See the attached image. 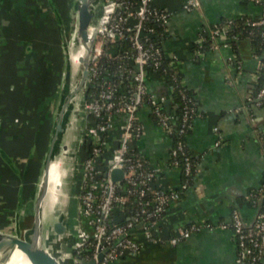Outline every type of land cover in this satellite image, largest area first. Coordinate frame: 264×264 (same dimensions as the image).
Listing matches in <instances>:
<instances>
[{
  "label": "crops",
  "instance_id": "crops-1",
  "mask_svg": "<svg viewBox=\"0 0 264 264\" xmlns=\"http://www.w3.org/2000/svg\"><path fill=\"white\" fill-rule=\"evenodd\" d=\"M184 1L153 0L170 13L161 47L165 55L176 58L174 66L196 102L186 137L197 161L195 173L187 190L168 207L163 237L192 224L228 225L233 209L251 223L258 207L248 196L264 176V103L253 95L264 54L239 37L222 38L215 49L200 50L204 43L200 36L214 24L225 18L257 17L264 0H199L191 11L182 9ZM71 2L0 0V149L15 166L0 155V230L12 234L22 233L31 222L64 71L60 19ZM146 85L150 94L172 105L167 81L149 73ZM138 115L144 132L131 141L130 149L159 169V185L178 188L180 170L169 164L171 138L155 123L148 104ZM80 116L68 140L76 160L85 126L84 115ZM70 170L57 200L52 195L53 206L45 211L47 222L59 215L68 222L67 235L56 243L57 250L63 244L66 251L75 240L79 219V176L74 166ZM56 178L60 180L61 172ZM55 201L63 210H55ZM112 264H236V243L229 227L204 228L176 245L145 243L138 253L123 255Z\"/></svg>",
  "mask_w": 264,
  "mask_h": 264
},
{
  "label": "built area",
  "instance_id": "built-area-1",
  "mask_svg": "<svg viewBox=\"0 0 264 264\" xmlns=\"http://www.w3.org/2000/svg\"><path fill=\"white\" fill-rule=\"evenodd\" d=\"M198 6L199 0L182 3L184 11ZM259 16V21L246 23L262 24L263 11ZM169 17L170 13L155 6L153 0H102L100 15L91 26L94 43L84 91L85 126L76 166L79 219L72 244L73 264H78L79 260L112 264L123 255L138 253L145 243L176 245L201 229L215 227L231 229L236 243V264H257L264 257V210L259 208L249 224L233 209L228 225L192 224L166 237L161 234L168 207L187 190L188 181H181L176 189L162 187L157 183L159 169L141 155L132 153L130 143L143 135L138 111L145 103L149 104L155 123L167 135L172 133L169 117L158 105L164 102L163 98L150 94L146 85L149 65L157 67L162 58L174 65L176 60L154 43V37L165 29ZM234 24L232 18H225L222 27L209 30L207 37L202 34L200 40L209 44V49H215L218 40L224 38L225 31ZM230 38L235 40L237 36ZM172 79L175 81L173 76ZM126 80L129 83L124 87ZM257 98L264 102V85ZM193 111L185 107L180 134L185 133L193 119ZM178 152L183 153L181 141L170 148L172 167L180 166L176 158ZM183 160V173L188 176L191 162L187 155ZM116 168L123 170L121 182L110 178ZM257 194L264 203V176ZM132 199L133 211L126 217L124 206ZM83 218L90 231L83 225Z\"/></svg>",
  "mask_w": 264,
  "mask_h": 264
},
{
  "label": "water",
  "instance_id": "water-1",
  "mask_svg": "<svg viewBox=\"0 0 264 264\" xmlns=\"http://www.w3.org/2000/svg\"><path fill=\"white\" fill-rule=\"evenodd\" d=\"M72 1L74 2L76 15L75 36L77 46L80 45L84 48V54L78 57L79 65L75 70L72 68L70 57L68 62L67 57L65 58L63 78L53 116L48 148L32 204L31 222L29 227L22 233L17 232L12 234L0 230V249L5 248V253L0 254V264L5 263L8 258L7 254L13 249H19L32 264H68V261L73 264L72 247L66 251L64 259L58 256L56 247V243L62 241L67 235L68 222L64 220L62 215L52 219L50 222L46 220V208L48 205H52L49 203V193L52 191V188L59 193L63 182L61 176L60 180L51 188L49 172L50 166L54 161L61 163V160H59L61 153H67L68 159L72 160L70 162L71 165L75 168L77 166L75 158L77 152L69 147L68 140L74 131L72 124L74 113L79 114L81 110V113H83L85 83L88 77V68L94 43V34L90 29L97 22L100 15L102 0ZM76 71L78 78L73 83L71 77ZM163 106L168 109V101H165ZM0 155L10 167L15 168L11 160L1 149ZM110 178L112 181L121 182L123 170L118 168L113 169L110 173ZM56 203L57 201L54 202V205ZM6 250L10 251L7 252ZM78 264H94V261L79 260Z\"/></svg>",
  "mask_w": 264,
  "mask_h": 264
},
{
  "label": "trees",
  "instance_id": "trees-1",
  "mask_svg": "<svg viewBox=\"0 0 264 264\" xmlns=\"http://www.w3.org/2000/svg\"><path fill=\"white\" fill-rule=\"evenodd\" d=\"M263 13H264V10H263ZM260 19H261L260 16H257V17L242 16V17L232 18L235 24L225 31L224 39H228V38L230 39L232 35H236L237 37L241 39L242 38L248 39V41H250L251 45L253 46L257 54L259 55L264 54V22L260 25H255V26H250L249 24L246 23L247 21H253V20L259 21ZM223 25H224V19L214 24L210 28V30L220 28ZM162 34H163V30L160 32V34H157V36L154 37V43L160 47H161L160 41H161ZM207 34L208 33H206V37H207ZM125 47L128 48V46H125ZM207 49H209V44L203 43L200 46L201 51H204ZM175 61L173 62L175 63ZM168 62L169 60H167L166 58H162L157 67H154L153 65H149L148 73L156 74L157 76L167 81V83L169 84L170 95L173 99L172 105L169 106L168 109H166L163 106V104L158 103V105H160V109L163 112H165L169 117V124H170L171 132H172L169 137L171 138L172 145L176 144V142L178 141H181L183 144V153L178 152L176 158L180 165L178 169L180 170V173H181V177H182L181 181L187 180L190 186L194 173H195L197 161L187 147L186 137L191 130L192 121L196 115V102H195L192 92L182 83V75L180 71L173 64L171 65ZM123 64L127 65L126 62H123ZM172 76L175 78V81L172 79ZM128 83L129 81L126 80L123 82L122 86L126 87ZM174 83L177 84V87L173 86ZM263 85H264V60L261 62L259 66V70H258V78H257L256 85L254 87V93H253L255 97H257V93L259 92V90L262 88ZM259 103L261 104L264 102L262 100H259ZM187 106L194 109L192 113L193 119H191L190 122L188 123L185 133L180 134L179 130H180L181 123H182V116H183L185 107ZM151 114L153 116V119L155 120L154 114L153 113ZM132 153L137 154L134 151H132ZM184 155H187L191 162V172H190V175L188 176H185L183 173ZM248 199L249 201L256 203L258 205L259 210H264V203H262L261 201L262 198L260 197V195L257 194V189H253L250 192ZM133 201L134 199H132L130 203L124 206L126 217L132 214ZM257 264H260V262H258Z\"/></svg>",
  "mask_w": 264,
  "mask_h": 264
},
{
  "label": "rangeland",
  "instance_id": "rangeland-1",
  "mask_svg": "<svg viewBox=\"0 0 264 264\" xmlns=\"http://www.w3.org/2000/svg\"><path fill=\"white\" fill-rule=\"evenodd\" d=\"M61 17L62 18L60 19V22H61V29H60L61 38H60V40L62 38L63 39H62V42L60 41L59 49L61 50L62 54L64 55V59L67 57V62H68L70 54L77 47V40H76V36H75L76 15H75V8H74V2L73 1L68 5L67 10L65 11V13ZM56 48H58V47H56ZM56 48H55V50H57ZM73 70H75V69H73ZM62 78H63V74H62ZM77 78H78V73L76 71L74 73V75L72 74L71 81L73 83H75L77 81ZM61 82H62V80H61ZM58 97H57V101H58ZM81 112H82V110H81ZM81 112L79 111V114L74 113V116L72 119V124L74 126L77 125L78 121L80 120V117H81L80 115L83 114ZM59 158H60L59 160H61L60 171H61V176L63 179L64 176L70 175V172H71L70 169H72V165L70 163V166H67V163H69V161L71 162L72 160L68 159L67 153H61ZM77 177L75 179V183H76L75 187L76 188H77V183H78ZM59 196H61V194ZM62 201H63V198H62ZM74 207H75V205H74ZM54 208H55V210L57 208H58V210H60V209L63 210V208H61L57 204ZM86 221L87 220L85 218H83L82 223H83V225H85L87 231H90V228L87 226ZM64 249H65V245L62 244L61 248L57 251L58 256L62 259H64L66 256L65 255L66 249L65 250Z\"/></svg>",
  "mask_w": 264,
  "mask_h": 264
},
{
  "label": "bare ground",
  "instance_id": "bare-ground-1",
  "mask_svg": "<svg viewBox=\"0 0 264 264\" xmlns=\"http://www.w3.org/2000/svg\"><path fill=\"white\" fill-rule=\"evenodd\" d=\"M83 54H84V48L82 46H80V45H78L76 47V49L70 54L69 57H70V62H71V65H72L73 69H76L78 67V65H79L78 57L83 55ZM59 172H61L60 171V163H59V161H54L51 164V166H50V172H49V183H50L51 188L57 182L56 181L57 180L56 176H57V174ZM50 193H51V191H50ZM52 195H54L56 200H57L58 191L57 190H53V192L51 194V197L49 198L50 202L53 201V200L51 201ZM9 249H11V248H9ZM8 251H10V250H8ZM2 253H5V248L4 249H0V254H2ZM7 255H8V258H7V260L5 261L4 264H32L28 260L26 255L23 254L19 249H13Z\"/></svg>",
  "mask_w": 264,
  "mask_h": 264
}]
</instances>
